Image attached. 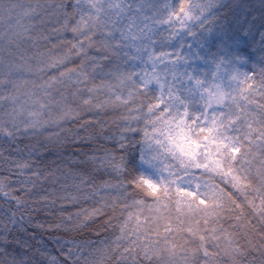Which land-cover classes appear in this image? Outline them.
I'll return each instance as SVG.
<instances>
[{
  "label": "snow or ice",
  "instance_id": "6c2138e0",
  "mask_svg": "<svg viewBox=\"0 0 264 264\" xmlns=\"http://www.w3.org/2000/svg\"><path fill=\"white\" fill-rule=\"evenodd\" d=\"M25 15L9 40L23 54L0 59V144L22 157L0 174V240L94 230L91 264H264V0H37ZM95 243L9 264H76Z\"/></svg>",
  "mask_w": 264,
  "mask_h": 264
},
{
  "label": "trees",
  "instance_id": "16d2710c",
  "mask_svg": "<svg viewBox=\"0 0 264 264\" xmlns=\"http://www.w3.org/2000/svg\"><path fill=\"white\" fill-rule=\"evenodd\" d=\"M26 1V12L32 8L37 0H24ZM43 2V0H41ZM29 22V18L26 16V24ZM33 50L31 48L27 49V54L31 55ZM17 143L23 148L24 144L28 143V141L20 140ZM0 148L4 150V155L0 156V164L4 167L0 170V174L7 173L10 170V165H12L14 160L20 159L21 154L16 151V145H10L6 141L3 144H0ZM49 158H51V154H49ZM14 173L15 169H11ZM11 179L15 181L17 176L13 174ZM16 186V185H14ZM0 204H3V207H0V220H7V212H8V203L0 201ZM12 210H15L13 207ZM23 212V209L20 210ZM31 212L33 217V222H43L45 223V228H47L48 224L55 225L57 223L58 214L53 216L46 215L43 211L34 212L32 211V206H29L28 209ZM70 211H75V209H71ZM27 215V213H25ZM251 219V217H249ZM254 223V221H253ZM11 231L7 233V239L10 241L9 243H4L0 240V248L5 249L4 252H0V264H9L14 257L19 259L22 255H28L30 258L35 261H40L39 255H37L36 250L38 248H43L46 251L50 252L52 255L61 256V249L63 248L66 251V247L63 245V240H76V241H85V240H94L96 243L91 247H84L83 251L85 253L84 257H81L80 260L76 261V264H91L93 260V256H90L89 253H93L95 249L102 247L99 243L100 237L94 235V230H85L84 232H66V231H46L36 229L34 227H29L25 225L27 228V232L18 231V225L12 226ZM4 232H0V236H4ZM42 243H39L41 242ZM27 244L30 248L28 252H24V245ZM79 253H74L73 259L76 258V255ZM46 264V262H45Z\"/></svg>",
  "mask_w": 264,
  "mask_h": 264
},
{
  "label": "rangeland",
  "instance_id": "374dc122",
  "mask_svg": "<svg viewBox=\"0 0 264 264\" xmlns=\"http://www.w3.org/2000/svg\"><path fill=\"white\" fill-rule=\"evenodd\" d=\"M25 4L24 0H0V59L4 64L23 54L9 40H15L16 34L23 30L22 25H26Z\"/></svg>",
  "mask_w": 264,
  "mask_h": 264
}]
</instances>
